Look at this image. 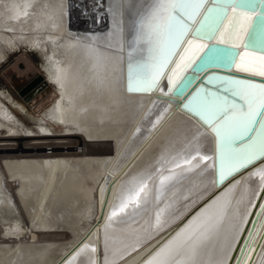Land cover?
I'll list each match as a JSON object with an SVG mask.
<instances>
[{"label":"bare ground","instance_id":"bare-ground-1","mask_svg":"<svg viewBox=\"0 0 264 264\" xmlns=\"http://www.w3.org/2000/svg\"><path fill=\"white\" fill-rule=\"evenodd\" d=\"M143 3L0 0V67L14 53H37L56 96L36 115L0 88V264H148L182 241L169 264L228 263L262 193L264 182L254 173L264 163L235 174L171 232L218 190L216 151L212 133L184 97L165 95V84L151 92L127 90L131 28ZM225 72H200L206 81L194 93L215 90L220 76L264 83ZM94 143L104 150L89 153ZM200 156L213 159L193 167ZM141 183L147 195L141 194L140 207L112 217ZM258 222L240 264L261 238L264 210ZM262 253L264 240L253 264Z\"/></svg>","mask_w":264,"mask_h":264},{"label":"snow or ice","instance_id":"snow-or-ice-1","mask_svg":"<svg viewBox=\"0 0 264 264\" xmlns=\"http://www.w3.org/2000/svg\"><path fill=\"white\" fill-rule=\"evenodd\" d=\"M126 59L129 92H151L166 79L164 94L175 93L179 98L209 62L264 78V0H144L132 24ZM215 79L219 81L215 90L198 89L185 107L190 106L212 133L214 164L223 180L240 168L264 163V83L231 76ZM195 159L184 164L191 165ZM212 159L200 156L193 167ZM175 167L182 166L177 163ZM174 175L162 176L161 185ZM254 175L264 182V171ZM145 188L147 184L141 183L129 193L112 217L130 205L140 207L141 194L147 195ZM181 247L183 241L163 255L158 253L148 264H169V257ZM258 264H264V253Z\"/></svg>","mask_w":264,"mask_h":264},{"label":"rangeland","instance_id":"rangeland-1","mask_svg":"<svg viewBox=\"0 0 264 264\" xmlns=\"http://www.w3.org/2000/svg\"><path fill=\"white\" fill-rule=\"evenodd\" d=\"M41 64L40 56L37 53L32 52L30 54L23 51L12 54L0 67L1 90L11 93L17 101L23 103L28 112L36 115H40L43 110L47 109L56 97L54 96L53 88L44 78ZM39 78H43V80L38 82L29 92L23 93L28 87L37 82ZM25 121L28 124L30 123L27 120ZM71 140V143L74 144L83 142V139ZM87 147V151L91 154H97L104 150L101 145L96 143ZM45 148L44 146V150ZM47 152L51 153L52 149L47 148Z\"/></svg>","mask_w":264,"mask_h":264},{"label":"water","instance_id":"water-1","mask_svg":"<svg viewBox=\"0 0 264 264\" xmlns=\"http://www.w3.org/2000/svg\"><path fill=\"white\" fill-rule=\"evenodd\" d=\"M126 64H127V62H126ZM208 69H217V71L218 72H221V73H223L225 71H229L227 67H225L223 64H220V65H211V66L208 65L201 72H203L205 70H208ZM221 73H219V74H221ZM229 73H232V72L229 71ZM240 74L238 76H242ZM242 77H244V76H242ZM242 77H239V78H242ZM205 79L206 78H203V77H199L198 76L196 78V80H194L192 82V84L189 86L188 90L184 93V95L183 96H180V97H184L185 98V101L187 102L188 99H189V97H190V95L194 93V90L199 85V82H205L206 81ZM254 79H256V78H254ZM42 80H43V78H39L37 82H35L30 87H28L27 90H25V92H23V93H27L30 90H32L33 87L38 82H40ZM259 82H263V80H260ZM161 84H163V85L165 84V89L164 90L167 91V88H168L167 80L166 79L165 80H162L161 83H160V86H161ZM45 85H46V83H45ZM172 95L177 98V96H176L175 93H172ZM249 166H251V165H249ZM245 168H247V167H245ZM245 168H240L239 171L233 172L232 174L227 175L225 177V179L220 180L219 179V176H218V173L216 171V167H215V179H216L215 182H216V186L218 187V190L215 191L212 196L207 197L206 199H204L203 201H201L200 203H198V205L196 207H194L180 222H178V225L171 232L174 231V233H175L176 231H178L177 229H180V228L184 227V225L193 216H195L205 205H207L209 202H211L213 200V198L216 197L221 192L220 190L223 189L227 185L228 182H230V178H232L235 174L241 172V170H243ZM261 192L262 193L260 194V196H259V198L257 200V203L254 206L253 211L251 212L249 218L246 221L247 223H246V225H245L242 233L239 235V238H238V240H237V242H236V244H235V246H234V248L232 250V254L229 257V261H228L227 264H240L243 261L246 253L247 252L248 253L250 252L249 250L252 247V244L254 242V240L251 242V239L253 238V235H254V233L256 231V228L258 226V223H259L258 220L261 217V214L263 213V210H264V207H262V206H264V187H263V189H262ZM263 240H264V231L262 232L261 238L259 239V241H258L255 249L253 250L254 252H253L252 256L250 257V259H249V261H248L247 264H253V262L256 260V257H257V255L259 253V249H260V246H261Z\"/></svg>","mask_w":264,"mask_h":264}]
</instances>
